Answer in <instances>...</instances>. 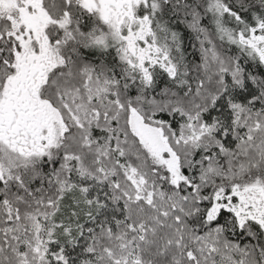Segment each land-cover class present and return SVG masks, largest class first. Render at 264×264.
Segmentation results:
<instances>
[{"label":"snow or ice","instance_id":"obj_1","mask_svg":"<svg viewBox=\"0 0 264 264\" xmlns=\"http://www.w3.org/2000/svg\"><path fill=\"white\" fill-rule=\"evenodd\" d=\"M0 264H264V0H0Z\"/></svg>","mask_w":264,"mask_h":264}]
</instances>
